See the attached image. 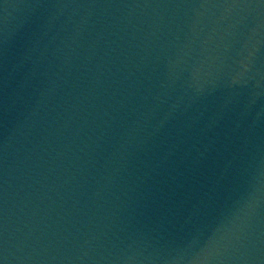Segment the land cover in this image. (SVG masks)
<instances>
[{
    "label": "water",
    "instance_id": "water-1",
    "mask_svg": "<svg viewBox=\"0 0 264 264\" xmlns=\"http://www.w3.org/2000/svg\"><path fill=\"white\" fill-rule=\"evenodd\" d=\"M0 264H264V0H0Z\"/></svg>",
    "mask_w": 264,
    "mask_h": 264
}]
</instances>
